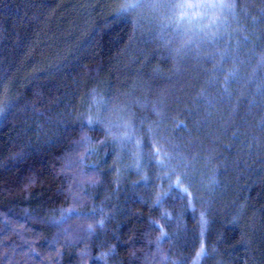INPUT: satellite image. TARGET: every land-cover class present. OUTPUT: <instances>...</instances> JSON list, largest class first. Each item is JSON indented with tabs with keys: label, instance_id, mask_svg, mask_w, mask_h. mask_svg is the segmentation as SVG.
<instances>
[{
	"label": "trees",
	"instance_id": "1",
	"mask_svg": "<svg viewBox=\"0 0 264 264\" xmlns=\"http://www.w3.org/2000/svg\"><path fill=\"white\" fill-rule=\"evenodd\" d=\"M154 6L0 0V264H264V0Z\"/></svg>",
	"mask_w": 264,
	"mask_h": 264
},
{
	"label": "rangeland",
	"instance_id": "2",
	"mask_svg": "<svg viewBox=\"0 0 264 264\" xmlns=\"http://www.w3.org/2000/svg\"><path fill=\"white\" fill-rule=\"evenodd\" d=\"M146 1H151V0H146ZM152 2L154 3V5L156 6V7H160V8H162V7H165L167 10L168 9H170L169 7H167V5L168 4H170V3H173L174 2V0H152ZM175 2H176V0H175ZM185 2H189V3H199V4H203V5H205V7H207L209 10H210V8L212 7V6H208V5H213V3H214V0H185ZM147 2H145L144 4H146ZM154 6V7H155ZM147 9H148V5H146L145 6ZM201 9H205V8H198V9H195V10H188L187 11V13H189V14H192V15H194V17L195 16H197L198 17V14H199V11L201 10ZM172 11V10H171ZM74 162H76V160H71L70 161V159L67 161V166H66V174H70V175H72V173H73V167L75 166V164H74ZM77 164H81V162L80 161H77ZM72 184V183H71Z\"/></svg>",
	"mask_w": 264,
	"mask_h": 264
},
{
	"label": "snow or ice",
	"instance_id": "3",
	"mask_svg": "<svg viewBox=\"0 0 264 264\" xmlns=\"http://www.w3.org/2000/svg\"><path fill=\"white\" fill-rule=\"evenodd\" d=\"M139 6H140L139 3L131 4V5H128V8L135 9ZM208 6H212V5H208ZM167 7H169L170 9L179 11L181 13V18H184L187 15L188 10H195L198 8H202V7H205V5L199 4V3H189V2H185V0H179V2H175L174 0V2L168 4ZM124 11H127V9H125ZM120 15L121 14L118 13L116 18H119ZM201 255H203V248L201 249L200 253H197L198 257Z\"/></svg>",
	"mask_w": 264,
	"mask_h": 264
}]
</instances>
